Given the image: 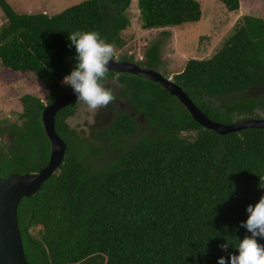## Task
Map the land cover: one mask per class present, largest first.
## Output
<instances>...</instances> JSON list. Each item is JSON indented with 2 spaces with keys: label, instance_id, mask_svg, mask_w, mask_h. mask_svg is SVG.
<instances>
[{
  "label": "trees",
  "instance_id": "trees-1",
  "mask_svg": "<svg viewBox=\"0 0 264 264\" xmlns=\"http://www.w3.org/2000/svg\"><path fill=\"white\" fill-rule=\"evenodd\" d=\"M229 11L240 0H220ZM132 0H84L61 12L18 13L0 0V62L15 73L32 72L50 90L47 102L22 97L24 127L14 125L13 146L0 145V175L37 172L51 152L42 113L69 87L76 64L68 33L97 31L123 47ZM144 29L177 27L202 18L200 0H138ZM169 35V31H163ZM160 42L140 64H161ZM121 60H133L123 56ZM116 78L117 84L109 79ZM211 119L232 123L264 118V17L245 15L209 58H191L173 76ZM130 96L150 114L151 134L122 113L94 141L68 123L76 99L56 116L67 142L65 158L41 189L19 204V225L31 264H217L238 255L248 205L264 196V129L217 133L197 122L162 85L145 77L108 72L102 83ZM2 134L5 129L0 128ZM188 132L189 135H184ZM108 137V139H106ZM108 140V141H107ZM33 229L35 232H33ZM264 245V239L257 237ZM228 242L227 251L219 245Z\"/></svg>",
  "mask_w": 264,
  "mask_h": 264
},
{
  "label": "rangeland",
  "instance_id": "rangeland-1",
  "mask_svg": "<svg viewBox=\"0 0 264 264\" xmlns=\"http://www.w3.org/2000/svg\"><path fill=\"white\" fill-rule=\"evenodd\" d=\"M7 1L18 13H32L35 10L36 13L45 11L52 14L61 12L84 0ZM200 1L203 6V16L199 21L188 22L177 27L144 29L138 2L132 0L127 12L131 24L121 33L125 45L123 47L113 45L116 49L117 58L130 56L139 60L142 56L143 61H145L146 50L153 43L159 41L161 44V64L156 70L160 71L165 77L173 79L175 74L183 70L189 59L211 57L223 42L233 34L239 20L231 22L236 17V12L229 11L220 0ZM243 5L242 8L247 6L251 8L252 15L264 17V0H243ZM242 13L247 14L249 12ZM6 20L5 14L0 8V27ZM217 23H219L217 26L220 29L214 31V25ZM163 31H169V35L163 34ZM50 93L48 87L34 73H15L6 69L0 63V128L5 129V134H2L0 130V145L7 143L9 146H13L14 135L10 128L14 125L24 127L25 118H21L24 106L22 97L31 94L47 102ZM107 112V108L91 112L84 103L79 102L76 113L74 116L69 117L67 121L71 127L87 130L84 137L92 147L94 141L98 140L91 133L90 125H95V128H97V122L102 123L106 119ZM104 126L108 125L98 126V128ZM184 135H189V133L184 132ZM33 232H35L34 229Z\"/></svg>",
  "mask_w": 264,
  "mask_h": 264
},
{
  "label": "water",
  "instance_id": "water-1",
  "mask_svg": "<svg viewBox=\"0 0 264 264\" xmlns=\"http://www.w3.org/2000/svg\"><path fill=\"white\" fill-rule=\"evenodd\" d=\"M109 71L135 74L159 83L186 106L197 122L217 133L227 134L247 128L264 129V118H247L232 123L211 119L179 84L156 69L115 58L109 62ZM75 99L77 98L69 87L62 96L57 97L43 109L42 121L51 144L47 165L37 172H13L8 176L0 175V264H31L24 248L18 207L23 198L36 194L63 163L68 145L56 130V116Z\"/></svg>",
  "mask_w": 264,
  "mask_h": 264
},
{
  "label": "clouds",
  "instance_id": "clouds-1",
  "mask_svg": "<svg viewBox=\"0 0 264 264\" xmlns=\"http://www.w3.org/2000/svg\"><path fill=\"white\" fill-rule=\"evenodd\" d=\"M68 40L69 47H75L76 64L62 83L72 89L76 101L84 103L89 111L107 108L116 101V96L102 82L108 78L109 62L117 58L115 47L101 38L97 31H73L68 33ZM246 211L248 218L241 222L240 227L251 235L240 240L236 247L239 254H230V264H264V245L256 239H264V196L254 206L248 205ZM219 247L227 251L229 243ZM217 264H228V261L220 257Z\"/></svg>",
  "mask_w": 264,
  "mask_h": 264
},
{
  "label": "flooded vegetation",
  "instance_id": "flooded-vegetation-1",
  "mask_svg": "<svg viewBox=\"0 0 264 264\" xmlns=\"http://www.w3.org/2000/svg\"><path fill=\"white\" fill-rule=\"evenodd\" d=\"M123 57V56H122ZM118 60H121V58H117ZM144 58L141 56V58L139 60L133 58V60H127V61H133L136 62L137 64H139L142 67L148 68L142 64H140V62H144L143 61ZM154 69V68H153ZM120 74V73H118ZM109 84H112V82H115L117 84L116 78L113 79H109ZM118 87L115 90V93L117 94L116 96V101L112 104H110L107 107V115L105 116V120L102 123L97 122L96 126L97 128H95V125H90L91 127V133L94 135V131L98 130V126H103V125H111L112 126V120L118 116L121 115L122 113H127L129 115H131L134 120L136 121L138 127H139V132L140 133H144V134H151L152 131V126L150 125V118L151 115L150 114H145L144 112L138 111L135 107L134 104L131 101L130 96L127 95H121V90H122V85L118 82ZM74 128V127H72ZM77 131L81 132L84 131V134L87 132L86 129L84 130H79L77 128H74ZM83 134V135H84ZM106 139H108V137H106Z\"/></svg>",
  "mask_w": 264,
  "mask_h": 264
},
{
  "label": "crops",
  "instance_id": "crops-1",
  "mask_svg": "<svg viewBox=\"0 0 264 264\" xmlns=\"http://www.w3.org/2000/svg\"><path fill=\"white\" fill-rule=\"evenodd\" d=\"M137 2H138V0H137ZM240 2H242L241 5H240V8H239L238 10L234 11V12H236V17L233 18L231 22H236L237 20H239L240 18H242V16H245V15H252V14H251V10H250L251 8H250L249 6L242 8L243 0H242V1L240 0ZM243 6H244V5H243ZM0 8H1V7H0ZM202 11H203V6H202ZM41 12H45V11H41ZM242 12H249V13L244 14V13H242ZM32 13H36V11L33 10ZM38 13H39V12H38ZM45 13H47V12H45ZM52 14H55V13H52ZM202 16H203V14H202ZM254 16H255V15H254ZM218 24H219V23H217V24L214 25V28H215L214 31H218V30L220 29V27L217 26ZM0 63H1V62H0ZM1 64H2V63H1Z\"/></svg>",
  "mask_w": 264,
  "mask_h": 264
}]
</instances>
